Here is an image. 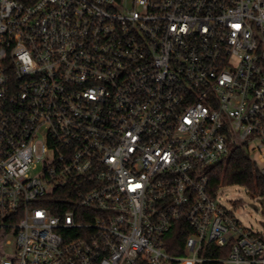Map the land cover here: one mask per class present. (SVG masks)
<instances>
[{"label":"built area","instance_id":"2783aa9c","mask_svg":"<svg viewBox=\"0 0 264 264\" xmlns=\"http://www.w3.org/2000/svg\"><path fill=\"white\" fill-rule=\"evenodd\" d=\"M238 148L264 177V0H0V264H264Z\"/></svg>","mask_w":264,"mask_h":264},{"label":"trees","instance_id":"16d2710c","mask_svg":"<svg viewBox=\"0 0 264 264\" xmlns=\"http://www.w3.org/2000/svg\"><path fill=\"white\" fill-rule=\"evenodd\" d=\"M239 185L246 188L251 194L260 193L264 196V177L260 173L258 164L253 160L247 148H238L233 151L226 163L217 165L210 171V191L215 194L221 186ZM182 233L177 231L173 241L177 245L183 243ZM211 251L209 258L222 259L229 253V247L219 249L213 245L208 246ZM173 254H179L173 252ZM204 264H221L219 262H206Z\"/></svg>","mask_w":264,"mask_h":264},{"label":"rangeland","instance_id":"374dc122","mask_svg":"<svg viewBox=\"0 0 264 264\" xmlns=\"http://www.w3.org/2000/svg\"><path fill=\"white\" fill-rule=\"evenodd\" d=\"M256 159V155L253 154ZM218 200L244 228L255 233H264V196L260 193L251 194L246 188L239 185L221 186L218 191ZM253 206H256L254 208ZM0 257H12L14 253L15 237L0 234ZM10 240L11 245L4 241Z\"/></svg>","mask_w":264,"mask_h":264},{"label":"water","instance_id":"95a60500","mask_svg":"<svg viewBox=\"0 0 264 264\" xmlns=\"http://www.w3.org/2000/svg\"><path fill=\"white\" fill-rule=\"evenodd\" d=\"M254 208H256V206H253Z\"/></svg>","mask_w":264,"mask_h":264}]
</instances>
